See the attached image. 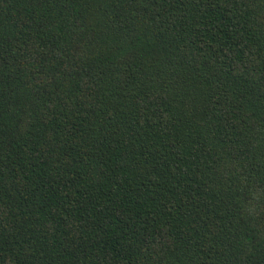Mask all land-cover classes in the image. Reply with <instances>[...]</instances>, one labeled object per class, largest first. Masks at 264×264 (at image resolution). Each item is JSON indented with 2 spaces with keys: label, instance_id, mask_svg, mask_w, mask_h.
<instances>
[{
  "label": "trees",
  "instance_id": "16d2710c",
  "mask_svg": "<svg viewBox=\"0 0 264 264\" xmlns=\"http://www.w3.org/2000/svg\"><path fill=\"white\" fill-rule=\"evenodd\" d=\"M0 264H264V0H0Z\"/></svg>",
  "mask_w": 264,
  "mask_h": 264
}]
</instances>
